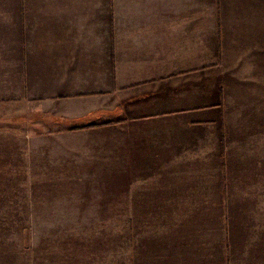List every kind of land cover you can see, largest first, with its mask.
Wrapping results in <instances>:
<instances>
[{
  "label": "crops",
  "instance_id": "crops-1",
  "mask_svg": "<svg viewBox=\"0 0 264 264\" xmlns=\"http://www.w3.org/2000/svg\"><path fill=\"white\" fill-rule=\"evenodd\" d=\"M33 114L68 187L170 220L160 264H264V0H0V130Z\"/></svg>",
  "mask_w": 264,
  "mask_h": 264
},
{
  "label": "rangeland",
  "instance_id": "rangeland-1",
  "mask_svg": "<svg viewBox=\"0 0 264 264\" xmlns=\"http://www.w3.org/2000/svg\"><path fill=\"white\" fill-rule=\"evenodd\" d=\"M33 115L0 130V264H160L170 220L124 219L120 214L128 204L68 187L73 176L65 175V166L42 165L36 140L44 125L41 115ZM29 133L34 154L32 165L25 166V157H31L21 147ZM13 141L18 144L5 156Z\"/></svg>",
  "mask_w": 264,
  "mask_h": 264
}]
</instances>
